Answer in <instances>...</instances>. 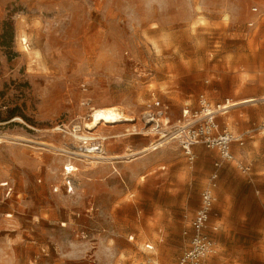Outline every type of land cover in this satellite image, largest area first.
Instances as JSON below:
<instances>
[{
  "label": "rangeland",
  "instance_id": "obj_1",
  "mask_svg": "<svg viewBox=\"0 0 264 264\" xmlns=\"http://www.w3.org/2000/svg\"><path fill=\"white\" fill-rule=\"evenodd\" d=\"M201 97L253 131L249 171L217 168L209 263L264 264V0H0V264H178L221 162L174 139ZM105 107L136 122L89 132Z\"/></svg>",
  "mask_w": 264,
  "mask_h": 264
},
{
  "label": "built area",
  "instance_id": "obj_2",
  "mask_svg": "<svg viewBox=\"0 0 264 264\" xmlns=\"http://www.w3.org/2000/svg\"><path fill=\"white\" fill-rule=\"evenodd\" d=\"M228 110L226 106L213 107L208 101L201 97L199 109L181 121L174 132L176 139L183 153L191 160L194 159L193 148L204 146L207 149L216 150L220 155L221 162L215 164L214 171L200 196V203L188 229L184 232L187 239V248L178 259V264H210L209 259L215 252V244L207 233L210 217L216 202V191L218 188V169L223 162L233 163L243 173L249 171L248 164L236 159L232 152L234 144L243 147L245 136L253 131H246L242 134H233L225 131L219 133V126L216 117L220 113ZM264 128V126H263ZM146 249L152 250L153 247L147 245Z\"/></svg>",
  "mask_w": 264,
  "mask_h": 264
},
{
  "label": "bare ground",
  "instance_id": "obj_3",
  "mask_svg": "<svg viewBox=\"0 0 264 264\" xmlns=\"http://www.w3.org/2000/svg\"><path fill=\"white\" fill-rule=\"evenodd\" d=\"M26 40L27 39L24 38V41H26ZM253 101L254 100H246V101H243L242 103H235L234 102V104L230 105L229 107H234V106H238L239 104H245V103L251 104V102H253ZM91 118H92V121L90 123L86 124V129L91 133L96 132L97 129H99L101 126H111V125H117V124H128V123L136 122V120L133 117L127 116L123 111H121L117 108H114V107H105V108L93 109V114H92ZM91 135H93V134H91ZM98 139L105 140L106 138L105 137L97 138V137H95V135H93V137L92 136H80L79 137V140L83 141V142L96 141ZM12 140H14V139H12ZM15 140L19 141L22 139L19 137H16ZM0 141H2L1 138H0ZM26 143H28V144L33 143V144L39 146L40 149H44V150H48L49 148L54 147L53 145L46 144L44 142H32V140L31 141L26 140ZM156 148L157 147H154V149H156ZM87 150H88V153H95V156H97L96 159H100V161L106 160V161L111 162L115 159L121 158L119 156L103 157L100 155V154H102V151L100 150V148L96 147L94 145H93V147H88ZM143 152H141V153H143ZM138 154H140V153H138ZM131 155H137V154H131ZM127 157H129V156H127Z\"/></svg>",
  "mask_w": 264,
  "mask_h": 264
},
{
  "label": "crops",
  "instance_id": "obj_4",
  "mask_svg": "<svg viewBox=\"0 0 264 264\" xmlns=\"http://www.w3.org/2000/svg\"><path fill=\"white\" fill-rule=\"evenodd\" d=\"M234 107H236V106H234ZM210 261V260H209Z\"/></svg>",
  "mask_w": 264,
  "mask_h": 264
}]
</instances>
